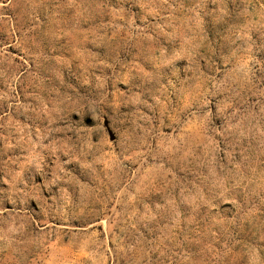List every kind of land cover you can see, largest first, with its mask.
I'll use <instances>...</instances> for the list:
<instances>
[{
	"label": "rangeland",
	"instance_id": "374dc122",
	"mask_svg": "<svg viewBox=\"0 0 264 264\" xmlns=\"http://www.w3.org/2000/svg\"><path fill=\"white\" fill-rule=\"evenodd\" d=\"M0 264H264V0H0Z\"/></svg>",
	"mask_w": 264,
	"mask_h": 264
}]
</instances>
